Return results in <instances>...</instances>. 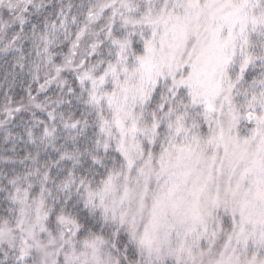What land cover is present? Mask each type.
I'll return each mask as SVG.
<instances>
[{
    "label": "snow or ice",
    "instance_id": "1",
    "mask_svg": "<svg viewBox=\"0 0 264 264\" xmlns=\"http://www.w3.org/2000/svg\"><path fill=\"white\" fill-rule=\"evenodd\" d=\"M0 264H264V0H0Z\"/></svg>",
    "mask_w": 264,
    "mask_h": 264
}]
</instances>
